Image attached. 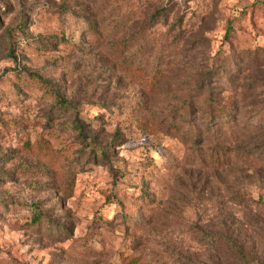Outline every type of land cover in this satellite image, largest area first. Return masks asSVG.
<instances>
[{"label":"rangeland","instance_id":"1","mask_svg":"<svg viewBox=\"0 0 264 264\" xmlns=\"http://www.w3.org/2000/svg\"><path fill=\"white\" fill-rule=\"evenodd\" d=\"M248 6L0 0V264H261L264 153L249 165L230 149L264 143L250 119L264 110V69L240 75L222 60L228 41L234 51L264 47V9ZM220 66L226 72L213 77ZM33 73L79 114L57 113ZM202 79L235 102L236 124L203 145L157 129L153 120L183 121L187 110L184 129L201 124ZM77 117L94 144L116 152L118 174L79 156L68 125ZM40 146L59 159L49 163ZM216 148L230 161L213 166ZM232 243L251 260L233 255Z\"/></svg>","mask_w":264,"mask_h":264},{"label":"trees","instance_id":"2","mask_svg":"<svg viewBox=\"0 0 264 264\" xmlns=\"http://www.w3.org/2000/svg\"><path fill=\"white\" fill-rule=\"evenodd\" d=\"M240 2L249 5L248 7H261L264 9V2L259 0H247V1H241ZM161 14V13H160ZM158 15V14H157ZM119 27V24L117 25ZM231 29L228 28L226 32V37H229ZM228 48L230 49L227 53V57L222 58V60L228 64H232L235 69H237L238 72H240V75L245 74L247 72H252L253 70L257 69H264V47H256V48H248V49H241L240 51H234L232 47L231 41H228ZM242 51V52H241ZM17 60V58H16ZM215 69H213L214 71ZM223 70V71H222ZM226 72L225 66H220L217 68V71L214 72L213 77L220 75L222 73ZM213 73V72H211ZM31 77L34 78L37 82L44 84L47 86V93L50 96V98L55 102L57 107V113H60L61 111H69L72 110L74 114H79V106L77 102L74 99H68L64 96V94L61 92V90L56 89L52 82L45 80L42 75L38 73L30 74ZM240 76H235L233 78H227L226 83L229 87L234 86V82L238 81V78ZM259 77H261L259 75ZM260 79V78H259ZM245 79H243L244 81ZM196 87L199 89L200 93H203V95L208 93V96H206L205 100L203 101V97L201 96L200 101L201 103L204 102V105L206 106L204 114L205 118L201 122L199 126L192 125L191 128H189V131H186L183 126V121L187 122L186 117L192 116L191 112L189 110L186 111V116L183 117L182 120H172V119H158L153 120L154 125L157 127V129H163V127H166V131L168 133H172L175 135H178L181 137L182 141L186 143H192V144H200L203 145L205 143H209L211 141H214V133L217 132L219 134L222 133V130L226 128H231L236 124V115H237V108L235 102L229 100H225V98H220L218 100L217 97H215L214 94H212L210 91V86L208 80L202 79V81L198 82ZM226 101V102H225ZM189 101H184L183 107L184 109L189 105ZM236 111V112H235ZM264 110H261L256 114V118H250L253 125H261V128H264ZM259 117V118H258ZM243 123V122H241ZM256 123V124H255ZM69 131L73 133L74 137L78 140H81V150H80V157H87L89 160L94 159L95 162L103 164L104 166L108 167L112 173L118 174L120 170L117 168V164L113 162V154L114 150H106L104 146H101L100 144H94L89 134L86 132L85 124L82 123V121L79 119V117L76 118L72 123H69ZM250 126V132L251 133H257L253 130L251 124H248ZM254 127V126H253ZM225 128V129H224ZM83 138V139H82ZM220 141V140H218ZM117 145L115 147L120 146L118 144L119 142H115ZM216 143V142H215ZM223 145V142H217L216 146L220 147V145ZM85 145V146H84ZM249 145V144H248ZM89 147V148H88ZM37 151L40 154H43L44 157L47 159L49 163H55L59 159L58 152H54L48 147V146H40L37 147ZM116 151V150H115ZM224 148L220 150L219 148L213 149L211 154L209 155V162L214 165H222L225 162H229L230 155L226 154ZM231 153H234L238 156L242 155V160L249 164V165H256L257 162L254 159H261L260 153H264V143H262L258 148L256 146H249L240 148L237 147L234 150L230 149ZM257 153H259L257 155ZM100 161V162H99ZM39 222V218L37 217L35 220L31 221V224ZM228 249L231 251V253L242 260H251L249 258V252H247L242 246H237L236 243H232L227 245ZM257 256V254H255ZM255 256V257H256ZM127 257V256H126ZM260 257H264L263 255ZM132 261V260H130ZM261 264H264V260L260 262ZM141 264V263H136Z\"/></svg>","mask_w":264,"mask_h":264},{"label":"built area","instance_id":"3","mask_svg":"<svg viewBox=\"0 0 264 264\" xmlns=\"http://www.w3.org/2000/svg\"><path fill=\"white\" fill-rule=\"evenodd\" d=\"M241 1H247V0H241ZM259 1H262V2H264V0H259Z\"/></svg>","mask_w":264,"mask_h":264}]
</instances>
